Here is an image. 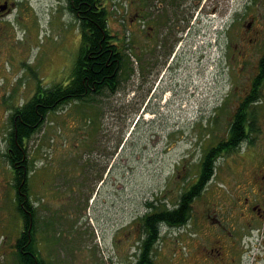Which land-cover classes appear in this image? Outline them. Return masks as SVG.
Returning a JSON list of instances; mask_svg holds the SVG:
<instances>
[{"label":"rangeland","instance_id":"374dc122","mask_svg":"<svg viewBox=\"0 0 264 264\" xmlns=\"http://www.w3.org/2000/svg\"><path fill=\"white\" fill-rule=\"evenodd\" d=\"M58 1L65 3L23 0L20 7L32 5L37 12L31 8L20 11L11 50L0 51L1 227L13 230L16 236L23 218L16 209L12 169L3 156L8 115L13 106L32 96L37 83L65 81L80 46L78 21ZM105 2L111 32L118 34L120 44H128L123 51L132 70L116 92L96 94L91 104L68 101L50 111L28 141L33 162L31 198L39 204L34 237L48 264H112L110 255L132 251L134 246L126 249L123 240L139 237L137 220L145 212L146 202L174 206L181 184L197 172L204 149L225 138L243 91L242 83L237 87L230 83L229 67L219 57L234 39L226 33L214 35L206 20L212 15L214 19L223 17L237 0H218L214 12L207 6L184 23L179 35L188 59L158 72L152 94L147 92V84L144 89L139 85L136 50L149 40L140 34L136 21L130 22L128 11L136 0ZM238 4L242 11L243 0ZM213 23L220 25L218 20ZM145 56L147 59L152 53ZM245 146L246 142L237 150ZM225 160L220 157L215 162L218 182L224 179Z\"/></svg>","mask_w":264,"mask_h":264},{"label":"flooded vegetation","instance_id":"af4514ba","mask_svg":"<svg viewBox=\"0 0 264 264\" xmlns=\"http://www.w3.org/2000/svg\"><path fill=\"white\" fill-rule=\"evenodd\" d=\"M22 1L0 0V51L10 52L19 13L23 8L25 12L30 10L29 6L20 7ZM238 1L230 10L231 22L225 31L234 39L227 45V48L231 45V52L227 54L226 48L219 57L229 67L230 83L234 87L243 84V91L237 97L238 108L240 103H250L249 122L244 128L249 135L246 146L225 156L228 165L222 177L226 180L216 184H208V180L202 191L190 197L183 222L168 223L167 233L161 237L157 232V237L151 239H122L127 242L126 249L132 245L134 248L125 254L118 253V257L111 256L112 264H264V106L260 105L264 103V0H243L242 11ZM65 2L67 11L73 14L69 9L73 0ZM217 5L218 0H136L133 10L128 11L130 22L136 21L140 34L149 40L146 46L141 42L136 50L142 89L147 84V92H153L159 80L158 72L173 69L182 59H188L179 35L185 29L184 23L199 9L210 6L214 11ZM171 27L174 29L169 35ZM160 28H163L162 37L157 31ZM213 34L221 36L217 31ZM147 53L152 56L146 59ZM5 146L7 154L12 155L10 136ZM246 152L248 155H243ZM10 165L16 190V173ZM29 179L26 168L27 188ZM198 200L199 205L194 206ZM24 211L21 233L25 238L21 241L13 230L1 227L4 219L0 215V264H30L26 255L33 264H47L32 251L33 206L28 202ZM142 229L139 220L138 230ZM19 252L24 256L22 259Z\"/></svg>","mask_w":264,"mask_h":264},{"label":"trees","instance_id":"16d2710c","mask_svg":"<svg viewBox=\"0 0 264 264\" xmlns=\"http://www.w3.org/2000/svg\"><path fill=\"white\" fill-rule=\"evenodd\" d=\"M69 9L77 18L80 28V46L74 60L70 77L63 82H54L47 87L39 83L36 92L22 105L14 108L10 116L13 126L10 133V146L12 155L7 158L14 166L16 179V209L25 217L27 206L28 188L26 185L27 146L26 139L30 138L43 122L47 112L53 111L62 104L77 100L90 104L96 94L112 93L116 91L128 76L131 66H128V56L124 52L126 43H119L117 35L111 33L108 25L109 10L104 0H73V7ZM237 111L232 118L226 135L227 140H221L214 146L204 149L199 163L198 179L180 194L174 208L159 206L158 210L154 203L148 202L151 208L146 212L142 220L144 222V237H155L161 222H181L188 212L190 197L196 195L205 181L211 176L214 159L222 151L236 149L237 145L245 139V123L247 121V102ZM227 146L226 147H223ZM49 224V220L46 222ZM32 231L35 230L32 228ZM18 240H24L22 232ZM33 244V242H32ZM34 246H32V251ZM19 258L22 259L20 252ZM24 257V256H23ZM30 264L33 260L26 255Z\"/></svg>","mask_w":264,"mask_h":264}]
</instances>
